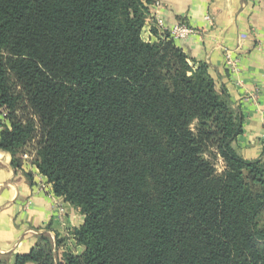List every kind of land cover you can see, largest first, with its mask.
Listing matches in <instances>:
<instances>
[{
    "label": "trees",
    "instance_id": "obj_1",
    "mask_svg": "<svg viewBox=\"0 0 264 264\" xmlns=\"http://www.w3.org/2000/svg\"><path fill=\"white\" fill-rule=\"evenodd\" d=\"M144 1L0 0V150L18 166L35 141L83 215L82 254L57 264H264V162L233 148L241 118L209 66L141 39ZM28 263L55 264L47 239Z\"/></svg>",
    "mask_w": 264,
    "mask_h": 264
},
{
    "label": "crops",
    "instance_id": "obj_2",
    "mask_svg": "<svg viewBox=\"0 0 264 264\" xmlns=\"http://www.w3.org/2000/svg\"><path fill=\"white\" fill-rule=\"evenodd\" d=\"M143 27L154 42L175 26L190 31L173 39L188 59L209 66L217 89L224 88L242 123L232 143L247 161L264 162V0H152ZM0 110V132L9 127ZM25 152L19 165L0 150V264H14L47 239L57 264L83 248L72 232L83 225L78 208L56 196ZM32 264V263H28Z\"/></svg>",
    "mask_w": 264,
    "mask_h": 264
},
{
    "label": "rangeland",
    "instance_id": "obj_3",
    "mask_svg": "<svg viewBox=\"0 0 264 264\" xmlns=\"http://www.w3.org/2000/svg\"><path fill=\"white\" fill-rule=\"evenodd\" d=\"M151 3H152V0H149V2H143V4H144V6L147 8V15H146V18H145V20H144V26L146 25V23H148L150 20H148V19H150L149 17H148V14H150L149 13V8H150V5H151ZM143 26V27H144ZM140 37H141V39L144 41V42H147V43H157V42H154V41H151L150 39H148V37L146 36V33H145V31L143 30V28H142V30H141V33H140ZM169 37V36H168ZM172 42H173V39L172 38H169ZM174 43V42H173ZM179 49V48H178ZM188 58V57H187ZM188 61H189V63H190V65H192L193 67H195L197 64H194V63H192L189 59H188ZM20 113H19V115L20 116H22L23 114H27L28 112L27 111H25V110H22V111H19ZM3 116H4V119H6L5 118V112H4V114H3ZM30 117H33L32 115H29ZM34 118V117H33ZM35 119V118H34ZM194 126L195 125H193L192 126V128H194ZM27 148L25 149V153L26 154H28V155H30L31 157H33L32 158V162L33 163H35V160H36V154H35V150H34V147H36L35 146V141H32L31 143H29L27 146H26ZM30 156H28V159L30 158L31 159V157ZM206 156V158L207 159H210L212 162H213V164H214V166H215V168H216V170L218 171V172H221L222 171V169H223V164H222V161H221V159L218 157L217 159H215L214 157H212L211 155H209V154H207V155H205Z\"/></svg>",
    "mask_w": 264,
    "mask_h": 264
},
{
    "label": "built area",
    "instance_id": "obj_4",
    "mask_svg": "<svg viewBox=\"0 0 264 264\" xmlns=\"http://www.w3.org/2000/svg\"><path fill=\"white\" fill-rule=\"evenodd\" d=\"M188 33H190L188 29H186L184 26L178 25V26L173 27V29H171L170 38L172 39L182 38Z\"/></svg>",
    "mask_w": 264,
    "mask_h": 264
}]
</instances>
